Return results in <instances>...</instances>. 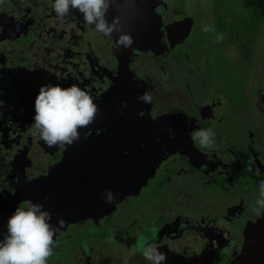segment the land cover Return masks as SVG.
Wrapping results in <instances>:
<instances>
[{"label": "flooded vegetation", "instance_id": "1", "mask_svg": "<svg viewBox=\"0 0 264 264\" xmlns=\"http://www.w3.org/2000/svg\"><path fill=\"white\" fill-rule=\"evenodd\" d=\"M173 1L179 2L111 0L107 20L119 17L123 33L133 39L125 48L117 47V34L96 32L77 10L61 21L54 0H0V239L15 209L31 201L51 213L54 226L63 221L48 264H151L135 247L141 235L165 254L162 264H264V208L256 203L264 181L263 53L252 59L247 45L240 50L229 48L224 37L211 41L201 29L197 0L194 14ZM156 17L162 22L160 43L149 49ZM186 17L194 20L189 38L194 35L197 44L189 46L187 38L172 47L167 27ZM204 39L227 56L229 66H214ZM152 53L162 64L147 61ZM153 73L165 76L153 82ZM57 84L89 91L99 113L78 141L50 147L30 126L40 88ZM144 93L151 103L139 99ZM201 129L215 133L214 149L193 139ZM135 143L139 150L162 153L154 155L161 163L138 199L151 202L168 160L184 161L172 169L176 176L159 173V181L169 183V192L155 201L164 207L162 216L148 217L146 227L131 232L143 220L136 212L138 221H132L129 207L141 203L137 195L117 201L115 189L122 166L134 164ZM198 179L210 188L222 181L231 192H215L205 210L183 190ZM187 188L191 193L196 185ZM106 204L115 210L107 214Z\"/></svg>", "mask_w": 264, "mask_h": 264}, {"label": "clouds", "instance_id": "2", "mask_svg": "<svg viewBox=\"0 0 264 264\" xmlns=\"http://www.w3.org/2000/svg\"><path fill=\"white\" fill-rule=\"evenodd\" d=\"M110 3L111 0H54L53 8L61 21L69 17L72 10H77L96 32L104 36L117 34V47H130L133 39L123 33L119 17H114L111 23L107 20ZM139 99L145 103L152 101L149 93ZM98 113L95 98L77 84L69 87L45 85L36 97L34 123L30 130L50 147L72 145L80 139V130L95 122ZM193 139L203 148L214 149L216 146L215 133L211 129L196 131ZM259 187L258 209L264 208V181H260ZM113 201V193L107 191L106 202ZM51 219V213L40 204L26 201L19 205L9 217L7 232L0 239V264H48L57 244L56 234L63 227V221L57 227L50 223ZM149 230L156 231L155 227ZM135 247L151 264H162L166 260L165 254L143 235Z\"/></svg>", "mask_w": 264, "mask_h": 264}, {"label": "rangeland", "instance_id": "3", "mask_svg": "<svg viewBox=\"0 0 264 264\" xmlns=\"http://www.w3.org/2000/svg\"><path fill=\"white\" fill-rule=\"evenodd\" d=\"M198 1L201 3H204L206 0H197V5H198ZM195 0H179V2H174V4L176 5H179L181 9H183V11L185 13H189V14H194L195 12ZM195 30H197V27L195 28ZM194 38V35H192V37H190L188 39V45L191 46L193 44H197V40H193ZM203 44L204 46L208 47V49L212 52L211 54V57H214V66L217 67V68H224V67H227L229 66V63L226 62V57L227 56H224V54L217 48V46L214 44V42H210L209 44H207V40L204 39L203 40ZM260 43L263 44L261 47H260V51L263 53L262 55L264 56V35L260 36ZM229 48H233L234 45L231 44L230 46H228ZM196 50H197V46H196ZM150 57L148 58L147 61H150L152 62L151 65H154V64H162L163 61L161 60H158V59H155L156 58V55H154L153 53L149 55ZM155 59V61H154ZM159 76H162L164 77L165 75L163 73H153L151 76H150V80L151 81H155ZM236 78L234 80H227L229 84H235L236 83ZM252 90V88H251ZM237 99H239L241 101V98L240 97H237ZM203 148V147H201ZM204 149H208V148H204ZM211 150V149H209ZM180 160H183L184 161V158L183 156L177 158L176 160H173V159H170L168 160L167 163H165V165L160 169L159 173L162 172L163 174L165 173L166 175H175L172 171V169L174 168H179V162ZM182 171L184 170V168H181ZM179 170V169H178ZM159 173L157 175V178H156V181H155V189L153 191H150V194H149V198H150V201L151 202H147L146 200H142V199H138V195L137 196H134V199L138 202L141 203V205H139V208L138 206H132V207H129V210L131 212V214H133L132 217L130 218H133L132 221H138L142 222L140 224H137L135 225V227H133L131 229V232H135V230L138 228L140 229L141 227H146V220L148 217H152V218H156V217H160L162 215H160V210L164 207H160L158 206L157 204L159 202H155L157 200V198H159L162 194L165 195V193L169 192V183L167 182H160L159 181ZM186 173V172H185ZM193 174V173H192ZM176 176V175H175ZM179 176V175H178ZM177 178V177H176ZM221 179V177H220ZM171 183H177V182H171ZM188 184H195L196 185V188L194 190L191 191V193L188 192V188H187V185ZM152 190V188H151ZM183 190H185V193L192 196V199L191 200V204H200L201 207H204L205 210L209 209L207 207H211L210 205H207L210 201L214 202V198L216 197L215 195V192L218 194V195H221V196H225L227 195V193H230L231 190L230 188L225 184V183H222V181H219L218 183V186L215 188H210L208 185H206L205 187V181H199V179L197 180V182H191V181H188L186 183L183 184ZM142 200V201H141ZM188 200V197L186 196L185 198V202H187ZM212 204V203H210ZM207 208V209H206ZM127 208H122V211H126ZM120 210V209H119ZM199 210H203V208H197V211ZM137 212L140 213L139 217H138V220H136V215L135 213ZM166 213H167V210H166ZM113 216L110 217V222L113 220ZM164 217V216H163ZM107 222H109V218H107ZM72 234V233H71ZM116 236L117 238V233H114L113 234V237ZM115 239V238H114ZM185 239H188L190 240V237H185ZM109 240V239H107ZM166 240V239H165ZM116 241V239H115ZM114 241V242H115ZM178 241L180 242V239H178ZM111 243L110 246L111 247H114L115 246V243ZM190 241H187L186 244L189 245Z\"/></svg>", "mask_w": 264, "mask_h": 264}, {"label": "trees", "instance_id": "4", "mask_svg": "<svg viewBox=\"0 0 264 264\" xmlns=\"http://www.w3.org/2000/svg\"><path fill=\"white\" fill-rule=\"evenodd\" d=\"M198 4L201 29L207 30L205 35L211 41L224 37L240 50L247 45L252 59L258 57L263 45L264 0H206Z\"/></svg>", "mask_w": 264, "mask_h": 264}, {"label": "water", "instance_id": "5", "mask_svg": "<svg viewBox=\"0 0 264 264\" xmlns=\"http://www.w3.org/2000/svg\"><path fill=\"white\" fill-rule=\"evenodd\" d=\"M157 1V0H155ZM160 5H155L154 14L156 15V8ZM158 23H154V37L153 40L148 42L149 49H154L160 43V27L162 22L157 19ZM194 26V20L192 17H186L184 20L177 21L172 23L167 27L168 29V38L171 43V46L174 47L176 44L183 43L187 38H189L192 29ZM173 34V35H172ZM136 149L135 156L133 158L132 166H122L121 168V178H118L116 182V196L118 197L117 201H122L126 196L138 195L140 190L148 184L149 179L155 176L156 169L159 167L161 160L155 159L154 155L158 154V157H162L160 150H157L155 147L150 148L148 152H145L143 149L139 150L137 143L134 144ZM148 160L155 159L153 165H149ZM115 210L114 206L111 208L110 204H106L105 212L108 214Z\"/></svg>", "mask_w": 264, "mask_h": 264}]
</instances>
